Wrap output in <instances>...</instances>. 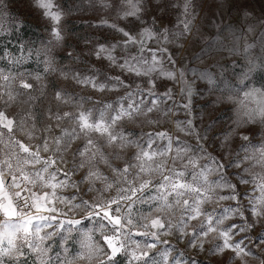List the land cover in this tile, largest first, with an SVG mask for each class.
Listing matches in <instances>:
<instances>
[{"label": "snow or ice", "instance_id": "snow-or-ice-1", "mask_svg": "<svg viewBox=\"0 0 264 264\" xmlns=\"http://www.w3.org/2000/svg\"><path fill=\"white\" fill-rule=\"evenodd\" d=\"M99 2L112 6L109 0ZM119 2L117 18L141 27L100 20L98 27L119 36L114 43L92 45L90 54L120 70L101 81L94 68L91 76L57 68L52 47L66 41V13L56 0H30L51 29L49 46L41 49L13 35L17 24L4 27L9 2L0 0V264H121V257L127 264H264V142L255 146L249 135L240 134L241 143L226 162L209 151L217 140L231 151L243 124L264 126V87L250 88L239 100L227 89L205 101L213 109L226 103L246 108L244 120L216 133V119L204 123L207 109L194 115L198 89L177 59L181 41L193 33V0H184V19L175 29H157L155 19L145 26V0ZM257 27L264 28V19L248 30ZM251 47L244 45V52ZM33 55L42 58L44 75L59 72L78 86L117 93V99L86 108L93 96L74 100L58 89L55 99L74 110L50 109V122L37 135L32 111L9 114L21 97L27 98L24 103L33 99L32 74L10 70ZM32 78L44 76L37 72ZM197 78L207 81L211 95L214 65L206 64ZM181 112L183 118L177 115ZM137 122L150 130L136 136L125 127ZM165 124H174L175 134ZM84 221L91 227L84 228ZM57 242L62 253L53 255ZM71 243L79 245L75 254Z\"/></svg>", "mask_w": 264, "mask_h": 264}, {"label": "rangeland", "instance_id": "rangeland-1", "mask_svg": "<svg viewBox=\"0 0 264 264\" xmlns=\"http://www.w3.org/2000/svg\"><path fill=\"white\" fill-rule=\"evenodd\" d=\"M8 2L9 7L2 21L4 27L11 29L13 24H17L19 31L13 35H18L23 42L29 43L34 49L49 46L48 42L51 39L49 23L30 7V0H8ZM109 2L112 6L105 8L99 0H56V3L66 13L63 20L66 41L63 45L52 47V55L58 69L91 76L94 75V68L101 81L104 80L105 75L119 73L120 70L109 67L106 60H97L90 54L92 45L114 43L119 36L109 28L98 27L99 22L107 19L110 23H116L121 27L136 29H139L141 25L139 22L130 24L129 21L118 19L119 0H109ZM183 2L184 0H145L142 14L145 26H152L153 19H155V28L175 29L179 21L184 19ZM191 12L195 16L193 33L187 40L181 41L183 47L177 53V59L183 60V66L187 69V77L195 81L198 89L193 98L194 115L207 109L204 123H208L210 119H216L215 132L219 133L221 128L228 130L235 127L234 122L238 119L244 120L246 108L238 103H226L213 109L205 101L214 100L221 93L227 94V89L238 93L236 98L239 100L250 88L264 87V66L261 65V59L264 58V39L261 33H264V28L257 27L251 32L248 30L249 24L255 23L257 19H264V0H193ZM245 12H249L250 15L246 16ZM18 21H23V23H18ZM13 35H9L7 39L12 41L14 47L16 41ZM86 40L92 41V44H86ZM244 45H252L248 53L244 52ZM69 52L73 53L72 57L68 55ZM77 56L78 60L73 58ZM209 63L214 65L216 73V88L211 95L209 92L211 86L207 85V81L197 78L199 73L204 71L205 65ZM252 65L256 66L252 67ZM250 67L251 71H249ZM10 70L13 73H24L25 75L31 73L32 76L39 72L44 76L42 81H36L29 76V82L34 86L33 99L29 103H24L23 101L27 98L21 97L9 109V114L25 110L32 111L37 117V135H40L41 129L49 124L50 109L52 113L61 114L64 111L74 110L71 105L62 104L55 99V92L58 89H64L73 96L74 100H79L82 96H93V101L86 104V108H99L103 103H113L117 99V93H99L91 88L78 86L71 80L62 79L59 72L44 75L42 58L38 61L36 55H33L26 63ZM245 73L247 77L242 80V75ZM166 83L169 87L172 86L171 82ZM42 85L46 87L41 90ZM163 87L164 85L161 84L159 90L162 91ZM119 94L122 95L123 90H120ZM96 101L102 103H96ZM177 115L180 118L184 116L182 112ZM51 123L55 125L56 121L52 120ZM125 127L130 132H134L136 136L141 134V129L150 130L141 122L126 124ZM164 127L175 134L174 124H165ZM262 133H264V126L259 123L243 124L231 141V151L221 149L218 140L210 146L209 151L217 157L224 158L226 162L238 149L241 143L240 134L249 135L252 144L258 146L264 142ZM107 151L111 152L112 149L109 148ZM114 163L121 164L122 161L117 160ZM101 168L107 173L103 165ZM141 207L146 210V206ZM211 207L212 205H209V208ZM83 227H91V224L84 221ZM70 248L75 254L79 250V245L71 243ZM53 249V255L55 252L62 253L58 242L53 245ZM121 264H127V260L123 257H121ZM203 264H207V261H203ZM252 264H256V261H252Z\"/></svg>", "mask_w": 264, "mask_h": 264}]
</instances>
